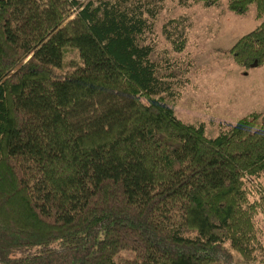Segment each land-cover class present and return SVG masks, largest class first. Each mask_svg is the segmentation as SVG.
Instances as JSON below:
<instances>
[{
	"label": "trees",
	"instance_id": "16d2710c",
	"mask_svg": "<svg viewBox=\"0 0 264 264\" xmlns=\"http://www.w3.org/2000/svg\"><path fill=\"white\" fill-rule=\"evenodd\" d=\"M160 1L0 0V264L255 259L264 109L211 137L175 117L150 58ZM224 2L259 19L228 53L262 63L264 0Z\"/></svg>",
	"mask_w": 264,
	"mask_h": 264
},
{
	"label": "rangeland",
	"instance_id": "374dc122",
	"mask_svg": "<svg viewBox=\"0 0 264 264\" xmlns=\"http://www.w3.org/2000/svg\"><path fill=\"white\" fill-rule=\"evenodd\" d=\"M156 4L150 58L158 65L157 74L169 75L168 86L174 96L177 94L171 102L176 118L200 122L204 134L211 137L220 124L264 109V61L243 68L228 53L231 44L259 22L251 4L241 14L229 11L224 0L213 5L189 0ZM163 26L169 39L183 40L181 49L172 48ZM249 185V198L260 202L253 216L257 241L250 245L255 259L234 260L238 264H264V172ZM128 254L120 251V256Z\"/></svg>",
	"mask_w": 264,
	"mask_h": 264
}]
</instances>
